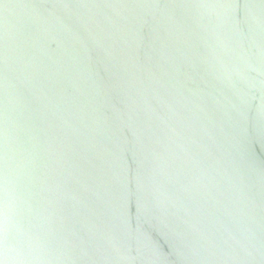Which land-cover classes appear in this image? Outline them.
I'll list each match as a JSON object with an SVG mask.
<instances>
[{
	"label": "water",
	"instance_id": "95a60500",
	"mask_svg": "<svg viewBox=\"0 0 264 264\" xmlns=\"http://www.w3.org/2000/svg\"><path fill=\"white\" fill-rule=\"evenodd\" d=\"M0 264H264V0H0Z\"/></svg>",
	"mask_w": 264,
	"mask_h": 264
}]
</instances>
